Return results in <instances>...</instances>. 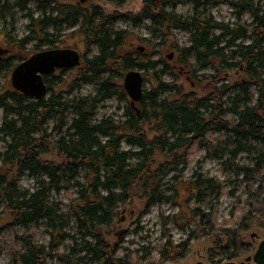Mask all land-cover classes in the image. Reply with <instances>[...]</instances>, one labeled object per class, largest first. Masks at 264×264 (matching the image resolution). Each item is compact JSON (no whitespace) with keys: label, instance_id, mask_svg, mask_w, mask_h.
Wrapping results in <instances>:
<instances>
[{"label":"trees","instance_id":"trees-1","mask_svg":"<svg viewBox=\"0 0 264 264\" xmlns=\"http://www.w3.org/2000/svg\"><path fill=\"white\" fill-rule=\"evenodd\" d=\"M36 1L41 15H29L28 33L22 38L8 35L10 46L26 51L33 41L36 46L42 42L53 45L56 32L50 28L78 26L88 47L97 46L98 51L84 56L70 87L80 81L97 83L99 87L93 97H65L56 93L52 84L48 94L38 100L17 89L0 94V108L5 114L0 131L6 141V150L0 154V204L13 212L14 224L22 230L16 234L20 247L12 249V264H45L54 257L62 264H81L86 258L99 264H134L130 256L109 252L104 232L115 223L118 211L130 201L136 186L146 194L148 207L174 198L176 193L166 192V180L189 161L194 146L205 150V157L231 160L229 169L246 182L248 201L234 225L220 224L210 203L222 197V181L204 172L193 173L187 180V210L182 211L188 235L179 242L166 238L160 246V261H181L188 256L194 240L209 237L213 246L208 259L213 264L254 251L253 243L244 234L256 224L264 229V8L256 0H238L242 10H252L253 20L231 25L212 16H184L170 9L183 0H145L138 13L110 14L98 4H87L92 0ZM113 1L121 5L127 0ZM192 1L197 10L223 0ZM3 7L11 13L15 3L5 0ZM120 19L134 26L151 19L147 28L154 37L163 39L173 27L189 29L190 43L176 44L180 65L198 62L199 68H205L215 58L227 69L242 68L243 75L233 84L210 86L205 95L185 91L181 84L163 78L170 65L162 57L141 50L121 51L128 31L115 28ZM227 50L231 52L229 56ZM26 58L3 59L0 69L11 68ZM13 59L19 60L15 64ZM133 68L143 70L145 81L151 84L136 103L140 112L130 103L124 118L96 120L100 103L115 93L120 78ZM211 77L203 75L201 79ZM124 95L127 96L123 89ZM69 112L73 113L71 123L63 132ZM11 115L16 118H9ZM50 121L58 129L57 138L47 132ZM51 149L58 152L59 161L44 158ZM244 151L258 152L256 161L238 164L236 159ZM13 167L19 176L27 173L36 177L37 186L32 190L21 187L18 176H12ZM81 176L86 180L81 181ZM72 186L78 191L69 209L81 234L78 245L85 251L78 257L77 244L70 253L58 252L60 243L68 237L65 228L69 217L63 212L66 204L51 197L53 191ZM193 198L195 202L191 204ZM43 219L52 227L49 246L35 238L34 226Z\"/></svg>","mask_w":264,"mask_h":264},{"label":"rangeland","instance_id":"rangeland-1","mask_svg":"<svg viewBox=\"0 0 264 264\" xmlns=\"http://www.w3.org/2000/svg\"><path fill=\"white\" fill-rule=\"evenodd\" d=\"M10 1L15 3L11 13L6 7H3L5 0H0V46L9 49V52L4 55V60L11 56L29 57L52 47L65 46L77 48L83 56H92L97 53L98 47L95 46L91 49L88 47L86 37L83 32L79 31L78 26L67 25H63L59 29H49L56 32L53 38H56L57 41L53 45L42 42L39 46H36V41H33L26 51L10 46L8 35L17 40L22 38L28 33L29 15H41V9L36 0ZM237 1L223 0L218 4H209L196 10L192 0H183L175 7H170V9L184 16H190L194 13L205 17L212 16L217 21L231 25L250 23L253 20L252 10H242L240 5L236 3ZM90 3L100 5L108 14L115 12L138 13L146 4L145 0H127L121 5L113 0H92L87 4ZM256 3L264 8V0H256ZM151 23V19H146L143 24L134 26L126 19L118 20L115 23V28L128 31L121 51L124 53H135L137 50H141L142 52L153 54L156 58L162 57L170 65L169 72L163 75V78L181 84L185 91H196L199 95L207 94L213 85H220L222 82L233 84L241 79L243 75L242 68L229 67L227 69L224 67V65L226 66L225 63L220 64L219 60L215 58L205 68H199L198 62L191 66L180 65L177 62L179 53L176 44L180 46L189 44L191 40L190 30L173 27L163 39L161 36H153L151 30L147 28V25ZM226 54L229 56L231 54L230 50H227ZM171 55L172 57H170ZM18 60L13 59L15 64ZM228 60L230 61V58ZM14 66L0 69V94L15 89L11 79V71ZM78 73V67L57 70L54 73L53 90L56 93H62L65 97H93L99 87L97 83L80 81L78 85L70 87ZM210 74L213 77L205 80L201 79L203 75L208 76ZM124 75L120 78V86L115 87V93L100 103L95 116L96 120L109 116L115 119L124 118L125 108L132 100L124 88ZM149 75L151 80H154L155 75L153 72H150ZM150 86V81H145V88ZM123 89L126 91L127 96H122ZM29 97L32 98L31 96ZM72 116L73 113L71 112L67 114L66 123L62 129L63 132L66 131L71 123ZM233 116V114H230L231 118ZM4 117V111L0 108V129L3 126ZM9 118H16V116L11 115ZM47 129V132L54 138L59 136L58 129L53 121L48 123ZM2 138L3 134L0 131V154L6 150V141ZM36 144H40V141L38 140ZM123 146L130 148L127 144H123ZM257 156L258 152L244 151L236 159V162L238 164L252 163L256 161L254 158ZM44 158L55 161L60 160V156L55 149H51L46 153ZM230 164L231 160L228 157L223 159L205 157V150L194 146L191 149L189 161L182 165L180 170L173 171L166 180V192L170 195L176 193L174 198L154 203L148 207L146 194L139 186L134 187L130 201L120 208L115 223L104 232L109 252L115 256H130L134 264H193L197 261L213 264L208 259L209 251L213 246V240L210 237L194 240L190 246L188 256L181 261L161 262L160 246L166 238L170 237L179 242L188 235L189 226L187 225V220L184 219L182 211L187 210L186 202L190 199L187 191V180L195 172H204L209 177H216L222 181L225 187L224 193L218 201H212L210 205H214L217 220L220 224L234 225L237 222L246 207L248 195L245 191L246 182L243 176H237L233 170H230ZM262 168L264 170V160H262ZM11 170L13 172L12 176H18L17 182L21 187L32 190L37 186L38 179L36 177L27 173L19 176L15 167ZM173 176L175 178L171 181ZM80 180L85 181L86 178L81 176ZM77 191V187L72 186L70 189L64 188L51 193L52 199L66 204L63 212L69 217L65 228L68 237L60 243L58 252L70 253L77 244L76 249L79 252L75 253L76 257L85 255V251H81L80 245H78L81 241V234L76 230V222L71 216L69 209L71 199L77 196ZM190 202L191 204L195 202V198L191 199ZM17 232H22V230L18 225L14 224L13 212L6 207V204H0V264H12V249L20 247V242L16 241ZM34 232L35 238L39 243L49 246L52 239V227L46 219L39 221L34 226ZM253 233L258 235L254 237L252 236ZM244 237L247 241L253 243L255 250L259 241L264 238V229L256 224L245 232ZM246 256L244 255L234 260L241 262ZM45 264L62 263L58 257H54L48 258ZM81 264H99V262L86 258ZM247 264L257 263L251 261L247 262Z\"/></svg>","mask_w":264,"mask_h":264},{"label":"water","instance_id":"water-1","mask_svg":"<svg viewBox=\"0 0 264 264\" xmlns=\"http://www.w3.org/2000/svg\"><path fill=\"white\" fill-rule=\"evenodd\" d=\"M143 49V48H141ZM9 52L7 47L0 46V60ZM172 57V55L170 56ZM81 64V55L74 48H50L39 51L21 61L12 69V83L17 90L25 92L32 98H42L47 93V86L44 82V75L52 74L56 68H72ZM124 88L130 96L131 105L137 108L138 103L144 96L145 77L143 70L133 68L124 75ZM138 112L140 110L137 108ZM253 233L252 236H257ZM254 261L257 264H264V238L261 239L252 254H249L241 262L227 260L221 264H245ZM193 264H206L197 261Z\"/></svg>","mask_w":264,"mask_h":264},{"label":"flooded vegetation","instance_id":"flooded-vegetation-1","mask_svg":"<svg viewBox=\"0 0 264 264\" xmlns=\"http://www.w3.org/2000/svg\"><path fill=\"white\" fill-rule=\"evenodd\" d=\"M53 48V47H52ZM55 48H61V49H67V48H74V47H69V46H65V47H55ZM50 49V48H49ZM74 49H77V48H74ZM80 55H81V63H82V61H83V59H84V56H83V54L80 52ZM5 57V56H4ZM4 57L1 59V60H3L4 59ZM0 60V61H1ZM20 63V62H19ZM18 63V64H19ZM17 65V64H16ZM15 65V66H16ZM81 65V64H80ZM80 65L79 66H76V67H80ZM14 66V67H15ZM76 67H72V68H76ZM64 69H69V68H56V70L52 73V74H49V75H44V82H45V84H46V86H47V93L45 94V96L48 94V92H49V86H50V84H53L54 83V73L57 71V70H64ZM11 76H12V71H11ZM12 79V78H11ZM52 89H53V85H52ZM20 92H22V93H24L25 94V92H23V91H21V90H19ZM26 95V94H25ZM28 96V95H27ZM34 99H36V100H38V99H40V97L39 98H37V97H35ZM256 237V236H255ZM256 249V248H255Z\"/></svg>","mask_w":264,"mask_h":264}]
</instances>
